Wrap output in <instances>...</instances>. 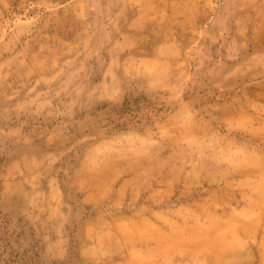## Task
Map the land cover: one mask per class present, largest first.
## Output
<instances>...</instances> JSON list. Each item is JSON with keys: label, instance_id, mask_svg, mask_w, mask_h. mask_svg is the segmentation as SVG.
<instances>
[{"label": "rangeland", "instance_id": "obj_1", "mask_svg": "<svg viewBox=\"0 0 264 264\" xmlns=\"http://www.w3.org/2000/svg\"><path fill=\"white\" fill-rule=\"evenodd\" d=\"M10 264H264V0H0Z\"/></svg>", "mask_w": 264, "mask_h": 264}, {"label": "trees", "instance_id": "obj_2", "mask_svg": "<svg viewBox=\"0 0 264 264\" xmlns=\"http://www.w3.org/2000/svg\"><path fill=\"white\" fill-rule=\"evenodd\" d=\"M12 260L11 259H8V258H5L3 259V256L0 254V264H10V263H13V262H17V257L16 256H12Z\"/></svg>", "mask_w": 264, "mask_h": 264}]
</instances>
